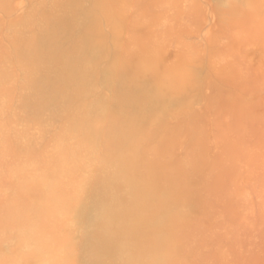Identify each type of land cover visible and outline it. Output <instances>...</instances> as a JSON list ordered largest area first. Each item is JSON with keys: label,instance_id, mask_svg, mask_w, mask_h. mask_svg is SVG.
<instances>
[{"label": "rangeland", "instance_id": "obj_1", "mask_svg": "<svg viewBox=\"0 0 264 264\" xmlns=\"http://www.w3.org/2000/svg\"><path fill=\"white\" fill-rule=\"evenodd\" d=\"M97 1L0 0V264H264V0Z\"/></svg>", "mask_w": 264, "mask_h": 264}, {"label": "bare ground", "instance_id": "obj_2", "mask_svg": "<svg viewBox=\"0 0 264 264\" xmlns=\"http://www.w3.org/2000/svg\"><path fill=\"white\" fill-rule=\"evenodd\" d=\"M111 1L113 2V0H98L97 4L102 9L104 8V10H105V8H107L108 5H111L110 4ZM243 2H245V1H243ZM248 2H251V0H248ZM255 2H256V0H255ZM238 3L239 2H237V4ZM255 5L253 8H251L252 10L255 8ZM237 6L241 7V5H239V4ZM250 7H252V6H250ZM237 10L240 11V9H237ZM241 10H242V8H241ZM244 10H242V11H244ZM116 20H117V17H116ZM152 56H153V54L150 57H148V55H147L146 57L139 59V61L137 60V62H136L137 69H139L140 71H144V72H150L155 77L158 86H162L163 88H166L167 90L172 89L175 86V83H176L175 80L179 79L178 76L181 73L179 75H178V73H179V70L181 68L180 69H177V68L166 69L165 68L166 70H160L157 66L156 56L155 57H152ZM184 72H185V70H184ZM179 83L180 82H178V84L177 83L176 84L179 85ZM118 159H119V163L121 165V168H123V171L128 176V180L132 184H134L135 186L140 185V187H142V190H143L142 193H141V191L140 192L136 191V195L134 197V202H133L131 208L126 209V210H122V212L121 211H119V212L112 211L110 214L111 219H108L109 220L108 224L110 225L109 227L111 228V226H112V227L116 228L117 235L120 236L119 239L117 238L118 240L117 239L116 240L119 241V243H124V242H128L127 241L128 239L130 240V236H132L134 232H136L138 234V231H141L140 225H143V223H145L144 222L145 220L149 221L154 216L155 211H153V213L149 212V209L147 210L146 206H147L148 202H151V198L154 197L152 194L155 192V190L153 189V182H154L155 176L154 175H153L154 177L152 176L150 169L147 167L144 168L145 170L143 172H141V173L138 172V170H140V167L138 169V163L130 157L121 156V157H118ZM114 231H111V232L116 234ZM134 235H135V233H134ZM115 237H117V236H115ZM136 237H138V236H136ZM136 244H137L136 241L133 242L134 247L136 246ZM133 246H131V247L133 248ZM153 247H154L155 251H157V253L161 252L159 250L161 245L158 242H154ZM164 249H165V247H164ZM163 252H164V250H163Z\"/></svg>", "mask_w": 264, "mask_h": 264}]
</instances>
